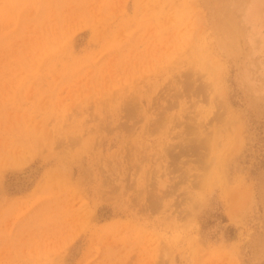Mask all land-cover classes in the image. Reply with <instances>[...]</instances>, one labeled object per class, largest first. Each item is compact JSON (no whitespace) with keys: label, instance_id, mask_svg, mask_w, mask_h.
<instances>
[{"label":"rangeland","instance_id":"374dc122","mask_svg":"<svg viewBox=\"0 0 264 264\" xmlns=\"http://www.w3.org/2000/svg\"><path fill=\"white\" fill-rule=\"evenodd\" d=\"M0 264H264V0H0Z\"/></svg>","mask_w":264,"mask_h":264}]
</instances>
